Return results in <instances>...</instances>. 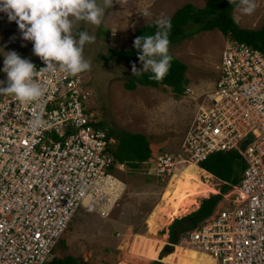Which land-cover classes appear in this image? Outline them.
Listing matches in <instances>:
<instances>
[{"label":"built area","instance_id":"2783aa9c","mask_svg":"<svg viewBox=\"0 0 264 264\" xmlns=\"http://www.w3.org/2000/svg\"><path fill=\"white\" fill-rule=\"evenodd\" d=\"M216 67L181 152L152 155L153 173L169 179L189 161L198 166L213 153L237 151L238 182L182 243L216 264H264V52L227 38ZM39 81L46 92L38 132L29 129L28 111L0 95V264H46L80 208L106 209L112 191L120 194L111 179L125 164L111 153L116 139L86 72L40 73Z\"/></svg>","mask_w":264,"mask_h":264},{"label":"rangeland","instance_id":"374dc122","mask_svg":"<svg viewBox=\"0 0 264 264\" xmlns=\"http://www.w3.org/2000/svg\"><path fill=\"white\" fill-rule=\"evenodd\" d=\"M190 1L202 6L206 0H128L123 6L116 0L112 6H105L104 0H96L104 10L100 25L73 21L74 34L86 31L95 37L94 42L84 45L83 56L91 64L86 77L94 88V103L101 119L109 128L145 134L149 138L151 157L158 152L173 155L181 152L197 103L217 78L216 66L227 38L214 29L169 45V54L187 65V84L184 94L179 97L170 87L164 86L137 85L135 90H127L124 82L134 75L133 63L137 68H142V64L139 60L119 62L114 58V52L129 49L134 33L144 24L165 20L176 8ZM254 3L255 9L250 14L243 13L238 7L233 9L232 16L240 27L258 29L262 25L264 0H254ZM144 11L149 13L147 17L143 16ZM32 48V42L22 38L17 23L10 22L7 14L0 12V80L5 81L3 86H7V76L2 71L4 53L16 51L34 64L41 63ZM187 87L190 90L186 92ZM154 164L153 157H149L136 169L126 164L116 168L111 185L117 192L120 190L119 197L116 199L118 193L112 191L113 197L106 209L100 205L80 208L54 248L55 257L70 255L75 259L70 264H175L176 251L184 248L196 254L195 260L190 258L192 264H213V260L200 252L203 251L201 248L193 249L178 243L171 250L170 245L174 244L169 242L168 236L172 220L158 233L151 230L184 204L197 201L194 198L203 191L200 181L205 178L199 175L196 164H191L188 169L180 167L169 179L155 175ZM210 183L217 189L223 184L213 175ZM165 233L167 236H163ZM153 235L165 237L155 249L149 240ZM166 246L169 251L164 255Z\"/></svg>","mask_w":264,"mask_h":264},{"label":"clouds","instance_id":"9594fccd","mask_svg":"<svg viewBox=\"0 0 264 264\" xmlns=\"http://www.w3.org/2000/svg\"><path fill=\"white\" fill-rule=\"evenodd\" d=\"M116 2L123 6L128 0ZM112 4L113 0H104L105 6ZM230 4L246 14L254 11L256 6L254 0H230ZM103 11L96 0H0V12L6 13L10 22L17 23L22 38L32 42L33 54L46 65L37 70L31 60L22 58L16 51L4 53L2 71L7 76V86H3L5 81L0 80V95L11 97L16 106L30 113L27 124L31 131L38 132L45 125L41 101L46 89L39 81L40 73L56 75L61 72L77 76L89 71L91 64L84 58L83 50L84 45L94 42L95 37L86 31L74 34L73 21L98 26L102 22ZM142 14L145 17L149 15L147 11ZM158 23L159 30L154 35L135 38L133 46L138 50L142 68L133 63L132 72L134 75L151 72L152 78L160 81L172 60L169 55L171 22L162 20ZM28 106H32L30 110Z\"/></svg>","mask_w":264,"mask_h":264},{"label":"trees","instance_id":"16d2710c","mask_svg":"<svg viewBox=\"0 0 264 264\" xmlns=\"http://www.w3.org/2000/svg\"><path fill=\"white\" fill-rule=\"evenodd\" d=\"M235 8L236 6L230 4V0H207L203 7H197L191 2L183 4L170 17L165 19L171 22L169 45L180 43L187 38H192L199 32L217 29L227 38L246 42L252 47L264 52V21L258 29L242 28L232 16V11ZM158 30L159 24L156 22L144 24L134 33L130 48L127 50H117L114 52V58L119 62L138 61V50L133 46L135 38L144 35H154ZM170 56L172 57L170 67L162 80L157 81L153 79L151 72H142L140 75H131L124 82V87L127 90H135L137 85L146 87L164 86L170 87L176 97L182 96L187 84L185 76L187 65L172 55ZM102 124L106 125L105 123ZM109 135L113 136L117 141L111 149V153L116 161L136 169L151 156L149 138L145 134L109 128ZM242 169L243 162L235 150L217 152L209 155L205 160L198 163L197 171L200 176L205 178L203 182L209 183L211 186H214L210 183L212 175L217 180L223 182L219 188V192L216 194L203 190L194 198L198 202L191 201L184 204L179 208L178 212L173 213L168 219L165 218L160 224L154 225L151 230L158 233V231L165 229L168 222L175 219L173 224H171L172 221L170 222L168 240L172 244L182 243L187 232L210 215L217 203L222 199L223 194L227 193L232 185L238 182ZM199 201L200 205L195 210ZM193 210L195 211L192 212ZM163 236H167V234L165 233ZM62 242L64 241L62 240ZM62 244L65 248L64 243ZM168 251L169 247L166 246L163 249L164 255ZM74 260V257L66 255L63 258L53 257L46 264H70ZM153 264L159 263L154 262Z\"/></svg>","mask_w":264,"mask_h":264},{"label":"bare ground","instance_id":"6f19581e","mask_svg":"<svg viewBox=\"0 0 264 264\" xmlns=\"http://www.w3.org/2000/svg\"><path fill=\"white\" fill-rule=\"evenodd\" d=\"M191 164H195L194 162H191L189 161L188 164L186 165H182L180 167H183L185 166L187 169L189 168V166ZM179 167V168H180ZM179 168H176V170H178ZM183 169H180V171H182ZM174 171V172H175ZM200 184L204 187L203 190L205 191H210V192H215V193H218L219 192V189L215 188L214 186H211L209 183H206V182H203V181H200ZM149 237V236H148ZM147 238V237H146ZM164 238L165 237H158L157 235L156 236H152V239H149L153 245V248L155 249L159 244H162L163 241H164ZM147 240V239H146ZM145 241V240H144ZM176 245V244H175ZM174 245V246H175ZM194 249V248H193ZM198 251V250H197ZM203 253V252H202ZM205 254V253H203ZM206 255V254H205ZM152 256V255H151ZM207 256V255H206ZM193 258V260L196 259V254L195 253H189L188 250L184 249V248H179L177 251H176V254H175V258H174V263L175 264H192L193 262L190 261V258ZM208 258H210L211 260H213L210 256H208ZM213 264H216L215 261L213 260Z\"/></svg>","mask_w":264,"mask_h":264},{"label":"crops","instance_id":"0c3cea01","mask_svg":"<svg viewBox=\"0 0 264 264\" xmlns=\"http://www.w3.org/2000/svg\"><path fill=\"white\" fill-rule=\"evenodd\" d=\"M206 1H207V0H206ZM206 1H205V3H206ZM190 2L193 3V4L195 5L194 2H192V1H190ZM186 3H187V2H186ZM205 3H204L202 6H197V7H203V6L205 5ZM184 4H185V3H184ZM182 5H183V4H182ZM182 5H181V6H182ZM195 6H196V5H195ZM179 7H180V6H179ZM179 7H178V8H179ZM176 9H177V8H176ZM176 9H175V10H176ZM175 10H174V11H175ZM172 14H173V13H172ZM172 14H171V15H172ZM151 22H155V21H151ZM156 23H157V22H156ZM158 24H159V23H158ZM203 170H204V169H203ZM206 172H207V171H206ZM211 175H212V174H211Z\"/></svg>","mask_w":264,"mask_h":264},{"label":"water","instance_id":"95a60500","mask_svg":"<svg viewBox=\"0 0 264 264\" xmlns=\"http://www.w3.org/2000/svg\"><path fill=\"white\" fill-rule=\"evenodd\" d=\"M167 245H169V244H167ZM174 245H175V244H174ZM174 245H170V246L172 247L171 250L173 249Z\"/></svg>","mask_w":264,"mask_h":264}]
</instances>
